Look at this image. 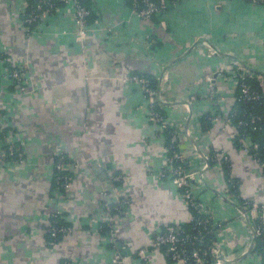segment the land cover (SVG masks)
<instances>
[{
    "label": "crops",
    "instance_id": "1",
    "mask_svg": "<svg viewBox=\"0 0 264 264\" xmlns=\"http://www.w3.org/2000/svg\"><path fill=\"white\" fill-rule=\"evenodd\" d=\"M88 3L92 19L81 50L74 41L70 6L44 16L28 32L23 0H0V56L26 74L32 91L21 95L17 86L0 78V106L10 113V126L25 143L27 159L16 169L0 166V264H109L113 252L98 230L104 215L101 191L129 202L123 215H113L116 240L145 250L149 264H168L164 252L152 248V235L192 217L180 191L156 176L166 166L168 144L149 119L139 88L124 78L146 76L167 100H184L203 76L216 74L213 84L229 95L230 109L236 88L225 80L229 56L264 71L261 6L245 0H179L161 18L145 21L132 13L130 0ZM199 36H207L208 45L219 52L211 55L205 45L189 50ZM148 41L153 44L146 49ZM201 86L195 97L206 90ZM194 107L196 119L208 113L201 100ZM162 112L170 126L186 119L182 110L166 107ZM196 129L203 150L227 156L239 198L264 205V177L252 157L235 146L219 122L211 120L202 133ZM181 136L185 164L200 165L192 157L191 141ZM57 150L74 178L68 191L56 185L49 167ZM219 174L212 169L206 174L217 191L226 188ZM114 175L121 183L110 182ZM196 200L200 214L221 225L216 236L224 250L240 249L248 231L231 204L208 189ZM56 214L73 232L47 240L44 226ZM228 264L262 263L250 256Z\"/></svg>",
    "mask_w": 264,
    "mask_h": 264
},
{
    "label": "built area",
    "instance_id": "2",
    "mask_svg": "<svg viewBox=\"0 0 264 264\" xmlns=\"http://www.w3.org/2000/svg\"><path fill=\"white\" fill-rule=\"evenodd\" d=\"M59 1L64 3L65 6H70L72 9L75 26L74 41L79 48L83 50L89 32L87 20L91 11L77 0ZM245 1L254 6H261L264 8V0ZM178 2L179 0H130L132 13L145 21L152 20L155 17L161 18L163 13L172 6H176ZM23 6V9L29 6L26 0H23ZM55 10L54 0L37 1L35 11H40L42 13L39 20ZM37 18L38 16H36L34 12H31L27 15L24 22L30 25L36 22ZM207 39V36L196 37L192 42V48L205 45L209 49L208 52L211 55L218 53V48L208 45ZM152 44L153 41H148L145 48L149 49ZM234 58L233 56L229 57L228 64L224 71V74L227 75L225 80H227V82L229 80L228 85L230 89L234 87L239 89L238 96L231 98L232 101H237L242 105L248 103L262 104L264 101V71H260L262 74L255 73L253 70L244 66L247 65L245 62L238 58L237 61ZM4 62L5 60L0 59V65L4 64ZM240 62L244 65H241ZM0 78L6 79L8 82L9 80L17 82L18 90L22 92H25L27 89L26 83H24L25 81H22L24 80V73L20 69L8 70L5 68ZM213 79L214 76H203L198 84L193 87V92L187 99L167 100L156 90L152 82L144 76L130 75L124 78L125 82L139 88L148 105V117L157 125L160 134L163 135L168 133L169 136L168 145L166 147V166L163 171L156 174V176L158 179L166 178L171 181L178 191H182L180 192L181 195L188 202L196 199L199 192L210 188V184L206 180V174L209 171L206 162L210 163L209 169L220 173L218 177L221 176L222 163L225 161L228 163V158L224 153L214 150L212 154H210L206 149L203 150L201 146V135L196 129V116L194 114V106L198 100L208 105L210 119L214 122H219L222 129L227 131L232 141L236 143V147L252 157L253 161L260 166L264 177V145L260 146L259 144L252 143L249 132H247V130H264V114L260 115L243 111L239 116L231 115V109L227 107L229 95H226L222 89L215 86L213 84ZM246 79H255L259 84V89H253L251 85L246 82ZM201 85H204L206 90L195 97L193 95L195 93L194 90L202 87ZM166 107L174 108V110H182L186 114L184 122L170 126L171 123L167 120L165 113L162 112ZM2 110L0 106V166L16 169L27 165L25 154L26 146L22 139L20 140L14 135V131L7 129L6 117ZM205 112L207 113V111ZM205 112L203 114H205ZM231 116L237 117L236 126L232 124L233 119ZM169 128L173 131H169ZM180 133L182 135L180 137L181 139L186 141L189 140L193 143L190 148L191 153H193L192 157L198 159L200 165L192 161L189 162L188 165L185 164L188 157L181 151L178 141ZM66 162L64 153L61 150H57L53 155L52 162L49 164L52 172L55 171V173H57L56 177L54 176L55 174L52 173V178L56 185L58 184L57 186L63 191H68L70 189L74 179L73 175L64 170ZM200 177L201 179H199ZM121 179L119 175H114L111 176L110 182L119 184L121 183ZM218 192L230 202L231 206L235 209L236 219L240 221L248 231V236H246V240L242 242V247L234 251H226L215 238V241L208 248H193L189 250V246L195 245V241L199 242L203 236L200 233L192 236L184 235L183 229L176 226L174 228H169L164 233L156 231L152 235V248L160 250L161 247H165V255L169 258L168 264H228L241 260L244 257L249 258L250 256L256 258V260L260 262V255L255 251L257 245L256 240H259L262 244L261 254L264 256V205H260L257 202H249L245 203L246 205H241L236 199L230 196L227 187ZM100 194L102 195L104 215L101 223L98 225V230L102 233L104 242L110 246L113 252L109 264H149L145 250H135L132 247L127 248L125 245L118 242L113 234V215H123L129 202L125 199H117L116 193L112 195L109 194V192L101 191ZM219 199L222 200L221 198ZM191 204L193 207L196 206L197 209L201 210L200 205H195L192 202ZM54 216L59 215L56 214ZM208 218H197L193 221L196 226H202L206 230V233L210 234L211 229H207L210 225ZM56 219L50 218L44 226L45 233L52 241L57 240L62 235L71 234L73 232L71 227L63 224L60 225L59 219ZM89 225L94 226L93 221L90 220ZM213 225L217 227V230L221 227L218 223H213ZM253 238L254 241H252ZM250 248L251 252H249ZM135 253H137L139 257L137 262L133 260V254Z\"/></svg>",
    "mask_w": 264,
    "mask_h": 264
},
{
    "label": "trees",
    "instance_id": "3",
    "mask_svg": "<svg viewBox=\"0 0 264 264\" xmlns=\"http://www.w3.org/2000/svg\"><path fill=\"white\" fill-rule=\"evenodd\" d=\"M26 1L28 2L29 6L23 10V16H22L23 21L26 20L27 15L30 14L31 12H34L36 14V16H38L36 22H34V23L30 24V25H27L24 22L26 28L28 29V32H32L33 30H35L36 26H38V24L40 23L41 20H39V17H40V15L42 13L40 11H35L36 10V4H37L38 0H26ZM77 1L79 3L80 2L83 3V5L87 9H89L91 11V14H90V16L88 17V20H87V23L89 25L90 22H91V19H92V16H91L92 15V10L90 8L88 0H77ZM54 4H55L56 10L51 12L49 15H54L59 8H62L63 6H65V4L60 2L59 0L58 1L54 0ZM46 16H48V15H46ZM0 59L6 60L5 57H1V56H0ZM0 68H1L0 77H1V73L3 72V70L5 68L8 69V70L16 69V68L10 67V65L5 63V62H4V64L0 65ZM144 77L146 79H148L146 76H144ZM246 82L249 83L253 89H257V90L259 89V84H258V82L255 79H246ZM238 93H239V89L236 87L235 92L233 94V98L237 97ZM231 107H230L231 115L239 116L240 114H242L243 111L253 112V113L260 114V115L264 114V101L262 102V104L248 103V104H245V105H242L241 103L236 101V102H234L233 107L232 108ZM231 118L233 119L232 124L234 126H236L237 125V117L231 116ZM210 121H211V119H210V114L209 113H205V114L200 113V116L198 117V119H196V125L200 128V133L204 132L206 130V128H209ZM168 130L171 131V132L173 131L171 128H169ZM247 132H249L250 139H251L252 143L259 144L260 146L264 145V130L263 131L247 130ZM163 136H164V138L166 140V145H167L168 141H169L168 133L163 134ZM234 144H235V146H237L236 143H234ZM210 154H212V151H210ZM65 160L67 161L66 157H65ZM52 173L55 174L54 176L56 177L57 173H55V171L52 172ZM221 176L223 177L224 181L226 182L225 183L226 187L229 189L231 195H233V198L236 199V201L239 204L246 205L245 202L242 201L239 198L238 193L236 192L237 187H236L235 182H234L235 180H231V178H230V164H228L226 161L224 163H222V165H221ZM180 192H182V191H180ZM191 202L194 203L195 205L198 204V201L196 199H194ZM191 202L187 201L192 218H191L189 223L181 225L179 227L183 229L184 235L192 236V235H197L198 233H200L203 236V238L199 242L195 241V245H190L189 246V250H191L193 248H208L215 241V238L217 239V236H216L217 227L213 225V223H215V222H213L210 218H208L209 216L200 214V210L197 209L196 206L193 207ZM204 217L208 218L209 221H210L209 222L210 225L207 227V229H209V228L211 229V233L210 234H207L206 230L202 226H196L194 224V221H193L194 219L204 218ZM51 218L52 219H56V218L59 219V216H52ZM59 224L60 225H62V224L65 225V223H63L60 219H59ZM160 232L164 233V232H166V230H162ZM46 238L48 240V235L47 234H46ZM256 244L257 245H256V251L255 252L259 253L258 255H260V261H261L262 264H264V256H263V254H261V252H262L261 241H259V240L257 241L256 240ZM160 251H162V252H164V254H166L165 253V247H161ZM166 259H167V262H168L169 258L167 256H166Z\"/></svg>",
    "mask_w": 264,
    "mask_h": 264
},
{
    "label": "rangeland",
    "instance_id": "4",
    "mask_svg": "<svg viewBox=\"0 0 264 264\" xmlns=\"http://www.w3.org/2000/svg\"><path fill=\"white\" fill-rule=\"evenodd\" d=\"M193 47V46H192ZM190 48L189 50H191V49H193V48ZM25 75L26 74H24V80H22V81H25L24 83H26L27 81H28V79H26L25 78ZM4 80H6V79H4ZM7 82H8V80H6ZM9 84H12V85H15V86H18V84H17V82H14V81H12V80H9ZM18 88V87H17ZM19 91V93L21 94V95H30L31 93H32V91L30 90V89H26V91L25 92H22V91H20V90H18ZM3 111V110H2ZM4 115H5V117H6V124H7V129H9V130H14L13 129V127L12 126H10V122H9V115H10V113L8 114V112L7 111H4Z\"/></svg>",
    "mask_w": 264,
    "mask_h": 264
},
{
    "label": "water",
    "instance_id": "5",
    "mask_svg": "<svg viewBox=\"0 0 264 264\" xmlns=\"http://www.w3.org/2000/svg\"><path fill=\"white\" fill-rule=\"evenodd\" d=\"M229 57H232V56H229ZM234 58V57H233ZM234 59H236L237 61H238V59L237 58H234ZM241 63V62H240ZM241 65H244L243 63H241ZM246 68H248V69H250V70H253L255 73H258V74H262V72H260V71H258V70H255V69H253V68H251V67H249V66H247V65H244ZM214 77H216L215 75H214ZM191 144L193 145V143L191 142ZM206 166H207V169L209 170V168H210V163L209 162H206ZM199 179H201V177L199 178ZM209 191H211V192H213L215 195H217L219 198H221L224 202H226V203H228L229 201L227 200V199H225L217 190H214V189H212V188H209L208 189ZM229 204H230V202H229ZM239 209H241V208H239ZM252 241H254V238H253V240ZM249 252H251V248H250V251ZM248 252V253H249Z\"/></svg>",
    "mask_w": 264,
    "mask_h": 264
}]
</instances>
